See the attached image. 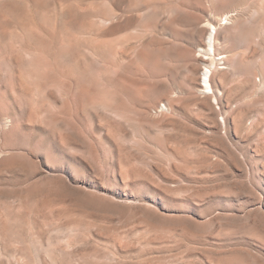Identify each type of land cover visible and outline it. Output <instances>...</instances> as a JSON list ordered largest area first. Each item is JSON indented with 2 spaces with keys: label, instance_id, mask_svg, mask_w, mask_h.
I'll return each mask as SVG.
<instances>
[{
  "label": "rangeland",
  "instance_id": "obj_1",
  "mask_svg": "<svg viewBox=\"0 0 264 264\" xmlns=\"http://www.w3.org/2000/svg\"><path fill=\"white\" fill-rule=\"evenodd\" d=\"M0 264H264V0H0Z\"/></svg>",
  "mask_w": 264,
  "mask_h": 264
},
{
  "label": "bare ground",
  "instance_id": "obj_2",
  "mask_svg": "<svg viewBox=\"0 0 264 264\" xmlns=\"http://www.w3.org/2000/svg\"><path fill=\"white\" fill-rule=\"evenodd\" d=\"M212 28H213V30H215V27L214 26ZM215 34H216V31H215L214 35ZM214 35L210 34L209 37H208V41L210 40V43H211L210 48H212L214 46V43H215V36ZM212 49L214 50V48H212ZM212 53H214V52H212ZM207 74L204 75V80H203L202 83L204 84L205 88H208V89H210L212 91L211 86H210V83H209L210 82L211 71L209 70V75H207Z\"/></svg>",
  "mask_w": 264,
  "mask_h": 264
}]
</instances>
